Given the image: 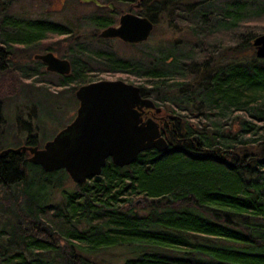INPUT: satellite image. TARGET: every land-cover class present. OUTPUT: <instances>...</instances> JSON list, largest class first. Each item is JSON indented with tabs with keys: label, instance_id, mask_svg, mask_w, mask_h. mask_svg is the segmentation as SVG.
Returning <instances> with one entry per match:
<instances>
[{
	"label": "trees",
	"instance_id": "1",
	"mask_svg": "<svg viewBox=\"0 0 264 264\" xmlns=\"http://www.w3.org/2000/svg\"><path fill=\"white\" fill-rule=\"evenodd\" d=\"M14 1L0 0V135L5 103L43 68L32 58L27 69L17 54L73 34L11 13ZM159 19L190 34L180 56L174 47L120 59L73 44L74 76L62 85L81 76L86 54L143 79L167 149L122 168L108 160L100 182L62 190L55 205L48 191L70 180L63 170L44 173L24 152L0 159V264H102L97 255L113 251L122 253L116 264H264V59L252 46L264 35V0H159Z\"/></svg>",
	"mask_w": 264,
	"mask_h": 264
},
{
	"label": "water",
	"instance_id": "2",
	"mask_svg": "<svg viewBox=\"0 0 264 264\" xmlns=\"http://www.w3.org/2000/svg\"><path fill=\"white\" fill-rule=\"evenodd\" d=\"M82 1L96 3L95 0ZM152 30L153 23L148 19L125 15L118 27L104 29L99 37L139 44L149 39ZM252 46L256 58L264 59V35L257 37ZM33 58L46 65L48 72L69 73V62L52 53L36 54ZM75 99L79 104L73 121L42 148L29 145L8 148L0 151V159L8 154L19 156L27 152V163L40 167L47 174L63 170L80 186L88 179L100 182L108 159L122 168L132 164L144 151L164 152L167 149L159 123L141 118L144 110L160 114L161 108L151 99L142 98L139 87L121 81H102L81 86L75 92Z\"/></svg>",
	"mask_w": 264,
	"mask_h": 264
},
{
	"label": "rangeland",
	"instance_id": "3",
	"mask_svg": "<svg viewBox=\"0 0 264 264\" xmlns=\"http://www.w3.org/2000/svg\"><path fill=\"white\" fill-rule=\"evenodd\" d=\"M216 4H221L222 0H215ZM192 2V1H191ZM137 2L134 1L133 4ZM197 3V2H194ZM185 4V3H184ZM185 6V5H184ZM197 6L190 5V10H195ZM118 8L126 9L127 6L119 4ZM11 13L23 15L31 19H45L54 23H65L71 27L73 33L70 37H59L54 41H47L45 46L32 47L20 51L17 58L20 59L27 69L33 68L30 62L35 54H40L51 49L57 53L58 57L71 58L72 52L78 49V46L87 52L105 51L112 52L113 55L120 59H140V52L149 54L152 58L159 57L160 54L172 52L174 47H180L174 55L180 56L179 50L189 48L192 39L183 27L177 22L166 23L159 19L147 43L130 47L121 41L100 42L97 35L101 31L88 23L82 24V17L87 18L90 14L91 6L79 3V0H15L10 8ZM79 21V22H78ZM82 25V26H81ZM77 44V48L73 46ZM48 49V50H46ZM186 50V49H185ZM186 53V52H185ZM91 55H84L81 59L92 69L98 70L99 73L87 76V83L100 81H121L137 87L145 86L150 88L143 79L134 77L127 73L105 72L100 68L97 61L89 60ZM148 61L149 59H144ZM165 66V65H164ZM167 67V66H165ZM104 72V73H102ZM34 79L24 80V88L17 98L5 103L3 109L2 134L0 135V148H16L21 146L26 138L32 135L37 140V144L43 146L45 142L57 134L62 128L69 124L75 117L77 101L75 92L83 84H72L63 86L58 84L56 76L47 73L43 68ZM87 85V84H86ZM85 86V85H84ZM160 107V106H159ZM30 116V118H29ZM69 178V177H68ZM75 187L71 180H65L60 189H50L49 203L52 205L62 203V190H70ZM6 194L0 191V202L6 204ZM138 206L140 204L137 202ZM0 222H8L6 216L0 213ZM122 253L118 251L105 252L97 255L96 259L102 261V264L119 263Z\"/></svg>",
	"mask_w": 264,
	"mask_h": 264
},
{
	"label": "flooded vegetation",
	"instance_id": "4",
	"mask_svg": "<svg viewBox=\"0 0 264 264\" xmlns=\"http://www.w3.org/2000/svg\"><path fill=\"white\" fill-rule=\"evenodd\" d=\"M95 1H96V3H94V2H84L82 0H79V3L87 4V5L91 6V11L89 12L90 14L86 15L88 17V19L82 17L81 23L82 24H84V23L92 24L97 29V31L98 30L99 31H103L104 29H107L109 27H118L121 17H123L125 15H133V16H135L137 18H146V19H148L149 21H151L153 23V30H154V26H155L156 22L159 20V0H95ZM134 1H136L137 3L133 4ZM180 2H182V0H180ZM155 3H157V4H155ZM119 4H123V5L127 6V8L126 9H124V8L120 9V8H118ZM184 5H180V6H183L184 8L186 7L187 10L190 13L191 10L189 8V4H187L185 6ZM153 6H155V7H153ZM180 6H176L177 7L176 9L180 10L179 9ZM180 13H181V11H180ZM95 23H103V24H105V26L103 24H100V25H103V27H101V26L100 27H96L94 25ZM166 23H168V22H166ZM99 34H100V32L97 35V39L100 42H102V43L115 41V40L121 41L118 38L103 39V38L99 37ZM187 35H190V34L187 33ZM125 44H127V43H125ZM139 44H142V43H139ZM139 44H132V45H139ZM128 45H130V44H128ZM46 53H52L56 58L61 59V60H67L69 62L70 70H69V73L67 75H61V74H57V73L48 72L46 70V65H44L41 62L43 64V69L47 73L56 76L55 80L58 79V81H59L58 84H63L64 82H66L67 81L66 77L74 76L73 75L74 65H72L71 59L58 57L57 53L54 50H52V49L50 51H45V52L40 53V54H46ZM97 53H104V54L107 53L108 55L112 54V52H105V51H98ZM33 60L34 61H38V60H35L34 58H33ZM89 60L97 61V63H98L100 68L104 67V66H102L100 64V61L98 59H93V58L89 57ZM80 64L77 65V66H79L81 68L83 62L80 61ZM84 70H88L87 74H85L83 72ZM105 72H109V71H107L105 69ZM80 73H81V76L79 78H76L77 80H71V81H74V82L78 81L79 82L78 84L83 83V84L80 85V87H81V86H84L86 84L87 85L88 84H93V82L87 83V79H89L87 76H90V75H93V74H97L99 72L95 68L92 69L91 67H89L87 65L86 69H83L82 72L80 71ZM102 73H104V72H102ZM113 73H115V72H113ZM82 77H85V79L83 81L81 80ZM74 82L70 83L69 85L74 84ZM100 82H102V81H100ZM94 83H97V82H94ZM141 97H142V95H141ZM142 98H148V97H142ZM78 104L79 103L77 102V107H78ZM29 118H30V116H29ZM141 118H142V121H146V119H148V118L154 119L155 121H157L159 123L160 127L162 126V124L165 123L164 115L162 113L161 114H156L153 111L144 110L143 115H142ZM32 142L35 143V144H31ZM23 145L38 146L39 148H41L40 145L37 144L36 138H34L32 135H30V136H28L26 138L25 142L21 146H23ZM24 153H26V155L23 156V159H22L23 162L27 161V159L29 157V155H27V152H24Z\"/></svg>",
	"mask_w": 264,
	"mask_h": 264
},
{
	"label": "bare ground",
	"instance_id": "5",
	"mask_svg": "<svg viewBox=\"0 0 264 264\" xmlns=\"http://www.w3.org/2000/svg\"><path fill=\"white\" fill-rule=\"evenodd\" d=\"M6 148H4V149H1L0 151H2V150H5ZM27 163V162H26ZM29 164V163H28Z\"/></svg>",
	"mask_w": 264,
	"mask_h": 264
}]
</instances>
